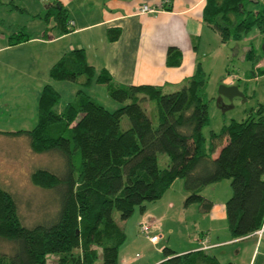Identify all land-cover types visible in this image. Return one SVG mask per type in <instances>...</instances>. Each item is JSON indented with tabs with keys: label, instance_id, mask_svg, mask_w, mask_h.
I'll return each mask as SVG.
<instances>
[{
	"label": "trees",
	"instance_id": "1",
	"mask_svg": "<svg viewBox=\"0 0 264 264\" xmlns=\"http://www.w3.org/2000/svg\"><path fill=\"white\" fill-rule=\"evenodd\" d=\"M253 4H259L258 9ZM45 17L53 18L61 33L71 30L60 0L50 1ZM203 20L222 42L239 40L254 27L264 32V0H206ZM118 36L119 30L109 32L111 40ZM30 37L21 29L9 39L17 44ZM255 57L251 47L247 58ZM50 77L82 79L86 86L94 81L105 84L110 96L124 104L112 111L78 89L76 100L57 111L61 93L48 83L39 98L36 125L0 131L26 136L35 153H58L64 159L62 173L38 168L31 174L36 186L60 193L59 208L47 221L26 225L16 199L0 185V238L13 244L11 254H0V264H48L51 253L57 264H118L127 233L114 211L129 219L137 208L144 211L147 203L162 198L178 178L184 179L188 193L185 207L197 204L203 213L214 202L202 190L230 179L226 214L232 239L263 228L264 103L244 120L232 119L219 132L212 130L207 143L203 129L210 123L208 76L201 64L180 89L164 92L149 84H117L105 70L96 77L85 50L75 49L52 66ZM124 116L129 120L126 129L121 124ZM159 153L169 157L164 167ZM163 254L156 264H220L204 249L179 253L166 246Z\"/></svg>",
	"mask_w": 264,
	"mask_h": 264
},
{
	"label": "crops",
	"instance_id": "2",
	"mask_svg": "<svg viewBox=\"0 0 264 264\" xmlns=\"http://www.w3.org/2000/svg\"><path fill=\"white\" fill-rule=\"evenodd\" d=\"M50 1L0 0V24L2 27L8 24L7 27L12 30L0 32V102L7 110L12 109L10 112L15 111L14 107L20 109L19 106H27L28 101L32 106L36 101L38 106L44 86L51 83L55 87L56 83H60L50 77L52 66L75 49L85 50L88 62L95 67L96 77L105 70L120 85L149 84L160 86L163 91L165 88L171 91L180 89L199 64L204 68L200 54L204 35L215 38L213 33H217L203 20L206 0H60L68 11L69 21L74 22L69 25L71 30L67 33H61L55 27L53 18L46 19L48 9L45 11L44 8ZM144 4L157 11L141 13ZM4 11L8 15L14 12L22 14L21 17L26 16L27 21L24 24L15 19L7 22ZM37 21L38 28L28 31L30 24ZM17 29H24L31 37L11 44L9 38L18 32ZM115 30H119V36L111 40L109 32ZM27 141L29 143V139ZM226 141L227 137L218 145L214 156ZM183 180L176 179L162 198L147 203L144 211L140 210V222L149 219L154 223L151 233L161 236L156 244L145 236L146 239L157 246L166 239L167 233L169 237L163 246H169L179 253L197 249L211 252L243 244L237 253L249 249L246 264H256L259 255L262 258L258 264H264V226L262 232L257 231L240 239L231 237L226 214V201L232 194L229 182L222 180L214 183V188H211L213 192L202 190L203 195L214 202L212 209L203 213L196 204L185 207L187 191ZM220 183H226V187L219 194L215 187ZM190 207L194 215H191L193 219L188 220ZM176 213L187 223H193V228L178 238L179 241L173 242V229L167 231L165 224ZM127 227L124 229L128 239ZM163 248H157L158 255L150 254L139 264L162 261L165 258ZM127 251L123 253L120 249L119 262L135 263L136 259L127 256Z\"/></svg>",
	"mask_w": 264,
	"mask_h": 264
},
{
	"label": "rangeland",
	"instance_id": "3",
	"mask_svg": "<svg viewBox=\"0 0 264 264\" xmlns=\"http://www.w3.org/2000/svg\"><path fill=\"white\" fill-rule=\"evenodd\" d=\"M49 3H46L45 11L48 9ZM252 7L256 10L259 4H253ZM4 15H6L7 22L15 19L20 24H24L27 21L26 16L22 18V14L17 12L8 15V12L4 11ZM23 19H25V22ZM38 22L30 24L27 30L31 32L32 28L35 31L38 28ZM7 26L9 27L8 24L2 27L0 24V32H9L10 29ZM213 34H215V38L207 34L204 35L200 52L204 70L208 76L206 99L209 103L210 123L203 129L207 137V143L210 142L212 130L219 132L222 126L225 123H229L232 119L244 120L252 108L257 107L259 103H264V73L261 71L264 70V57H262L264 56V32H260L254 27L250 32L244 34L241 39L228 42H222L220 35L217 33ZM251 47L255 49V59L247 58ZM228 77L231 78L230 81H227ZM81 80L78 82L56 81L60 82L56 83L55 87L61 93L60 103L55 107L57 111H62L66 104L76 100L79 88L83 89L86 94H89L94 100L109 110L113 111L124 104L110 96L106 85L94 81L93 85L86 86L81 84ZM232 82L239 87V91L243 95L236 96L233 100L227 97L220 99L219 89L221 84L230 85L229 83ZM169 89L165 88L164 91L170 92L171 90ZM27 100L29 99L27 98ZM27 104V106H19L20 109L14 107L15 111L10 112L12 109L8 108L7 110L3 103L0 102V129L7 131L32 129L38 120V106L36 101H34L33 106L30 101ZM144 105L150 110L148 103H144ZM121 124L123 129L129 126V120L126 116L123 117ZM27 140L23 135L16 136L0 133V185L9 190L16 199L23 222L28 226H33L47 221L55 215L60 205V193L57 190L36 186L31 180V174L38 168H47L62 173L64 171V159L58 153H35ZM168 162L169 157L167 154L159 153L160 166L164 167ZM181 180L183 179L181 178ZM222 182H229L231 186L230 179H224ZM224 184L226 183L216 185L215 188L219 191V194L223 193L226 187ZM209 186L203 190L213 192L211 188H214L215 185ZM196 206L198 205L196 204ZM191 208L188 209V217H190L188 220L193 219L191 215H194V211ZM114 217L122 227L128 226V239L121 248V252L124 253L128 250L126 255L136 259V261L133 260L135 261L133 264L144 262L145 258L149 257L150 254L158 255L157 248L165 247L163 245L169 237L167 233L165 234L166 239L156 246L149 242L145 235L140 232L141 211L139 208L127 220L121 219L118 211H114ZM165 225L167 231L168 229H173V242L175 240L179 241L178 238H181L188 233V230L193 228V223L190 221L187 223L178 213L172 216L170 220L168 219ZM241 246L244 245L223 247L211 252L217 256L220 264H246L250 255L249 249L245 248L238 254L237 251L241 249ZM124 247L125 249L123 250ZM12 251L13 244L0 238V254H11ZM261 258L262 256L259 255L256 264L259 263ZM47 261L48 264H57V256L51 253L48 255ZM118 264H121V261Z\"/></svg>",
	"mask_w": 264,
	"mask_h": 264
},
{
	"label": "built area",
	"instance_id": "4",
	"mask_svg": "<svg viewBox=\"0 0 264 264\" xmlns=\"http://www.w3.org/2000/svg\"><path fill=\"white\" fill-rule=\"evenodd\" d=\"M141 13H153V12H156L157 10L151 6H149L148 4H144L142 7H141ZM70 25H73L74 22L70 21L69 22ZM231 78H227V81H230ZM154 228V223L152 221H150L149 219H143L141 222H140V232L145 234L146 237L154 244H156L161 236L159 234H152L151 233V229ZM263 228L258 231V232H262Z\"/></svg>",
	"mask_w": 264,
	"mask_h": 264
},
{
	"label": "water",
	"instance_id": "5",
	"mask_svg": "<svg viewBox=\"0 0 264 264\" xmlns=\"http://www.w3.org/2000/svg\"><path fill=\"white\" fill-rule=\"evenodd\" d=\"M219 92H220V99H223V97H227L230 100H233L236 96L243 95V93L239 91V87L234 84L231 85H228L226 83L221 84Z\"/></svg>",
	"mask_w": 264,
	"mask_h": 264
}]
</instances>
